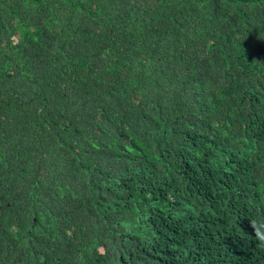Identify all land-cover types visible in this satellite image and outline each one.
<instances>
[{
	"label": "trees",
	"instance_id": "1",
	"mask_svg": "<svg viewBox=\"0 0 264 264\" xmlns=\"http://www.w3.org/2000/svg\"><path fill=\"white\" fill-rule=\"evenodd\" d=\"M264 0H0V264H264Z\"/></svg>",
	"mask_w": 264,
	"mask_h": 264
},
{
	"label": "clouds",
	"instance_id": "2",
	"mask_svg": "<svg viewBox=\"0 0 264 264\" xmlns=\"http://www.w3.org/2000/svg\"><path fill=\"white\" fill-rule=\"evenodd\" d=\"M254 229H255L256 238L259 240L260 244L264 245V232H261L260 228L255 227V225H254Z\"/></svg>",
	"mask_w": 264,
	"mask_h": 264
}]
</instances>
